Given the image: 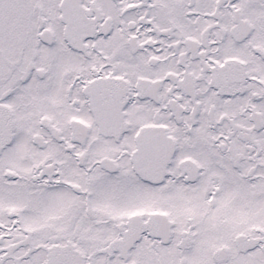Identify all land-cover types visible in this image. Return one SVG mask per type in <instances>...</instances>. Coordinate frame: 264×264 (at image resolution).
<instances>
[{
	"label": "snow or ice",
	"instance_id": "6c2138e0",
	"mask_svg": "<svg viewBox=\"0 0 264 264\" xmlns=\"http://www.w3.org/2000/svg\"><path fill=\"white\" fill-rule=\"evenodd\" d=\"M0 264H264V0H0Z\"/></svg>",
	"mask_w": 264,
	"mask_h": 264
}]
</instances>
